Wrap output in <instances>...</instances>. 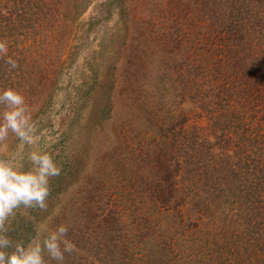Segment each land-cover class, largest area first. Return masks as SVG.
Here are the masks:
<instances>
[{"label": "rangeland", "instance_id": "obj_1", "mask_svg": "<svg viewBox=\"0 0 264 264\" xmlns=\"http://www.w3.org/2000/svg\"><path fill=\"white\" fill-rule=\"evenodd\" d=\"M33 1L43 6L8 36L23 56L13 86L37 127L24 153L49 152L61 174L46 209L9 218L12 239L42 241L63 224L65 264H264V240L245 235L223 173L201 160L181 167L187 140L199 156L227 145L218 127L232 107L242 115L229 146L245 134L241 148L264 149V89L256 73L229 72L216 27L224 0ZM19 145L10 134L0 159Z\"/></svg>", "mask_w": 264, "mask_h": 264}, {"label": "trees", "instance_id": "obj_2", "mask_svg": "<svg viewBox=\"0 0 264 264\" xmlns=\"http://www.w3.org/2000/svg\"><path fill=\"white\" fill-rule=\"evenodd\" d=\"M31 1L0 0V41L7 43L6 55H0V87H14V83L21 79L19 74L21 73L20 67L23 62V56L15 54V50H8V47L12 46L8 36L20 35L21 29L25 28L33 20L38 8L43 6L41 3L38 5V3L35 4L34 1ZM226 10L228 11L227 18L225 20L224 17L219 18L216 27H221V30L224 34L227 33L229 38V70L231 67L229 72L235 70V74L243 75V73H246L247 75L250 74V77L256 73L257 75H255L253 82L261 84L264 89V0H224L219 11L222 14L223 12L226 13ZM8 57L16 60V68H10L7 63ZM173 71L183 78L180 69L174 68ZM229 74L231 75L232 73ZM229 84L230 92L233 86L231 82ZM211 86L213 87L214 85ZM183 88L184 86H182ZM256 91H258L260 96L259 90L256 89ZM230 109L229 117L222 118L225 124L221 123L218 127L222 132L220 138H225L224 142H228L227 145L219 146L212 152L209 151L210 147L206 145L204 148L205 152L200 156L197 154V156L194 143H190L187 140V145L183 146V155L186 157L183 159L184 165H181V167L183 166L185 170H188L189 163L196 164L201 160L208 167L211 177L214 175L215 169L222 172L225 177L224 185L227 189H232V193H236L240 199L238 207L239 223L245 230V235L248 238L251 237L252 241H255L258 236L264 240V149L260 150L258 147L249 146V142L245 144L246 147L244 149L241 148L247 138L245 134L242 138L241 136H236L237 139L233 144L234 146H229L228 130L236 131L238 129V121L242 115L240 109L236 107ZM222 115L223 112L219 114V116ZM174 127V125H171L169 129ZM225 128H227V136ZM234 128L237 129L235 130ZM242 129H239V132L245 131V129ZM237 133L236 135H238ZM212 140V144L218 143L215 135ZM247 150L250 152H247ZM242 171L246 172L243 180L239 176ZM250 173L251 175H249ZM210 180L209 187L217 183L214 178ZM214 186L212 185V187Z\"/></svg>", "mask_w": 264, "mask_h": 264}, {"label": "clouds", "instance_id": "obj_3", "mask_svg": "<svg viewBox=\"0 0 264 264\" xmlns=\"http://www.w3.org/2000/svg\"><path fill=\"white\" fill-rule=\"evenodd\" d=\"M6 53V42L0 41V55ZM7 63L10 68L17 67L11 57ZM10 134L20 145L16 153L0 159V264H65V254L73 250L65 239V225L57 226L42 241L25 243L9 235L6 225L18 208L46 209L50 179L61 174V167L47 151L24 153L25 146L37 143V127L24 95L15 87L4 86L0 87V143Z\"/></svg>", "mask_w": 264, "mask_h": 264}]
</instances>
